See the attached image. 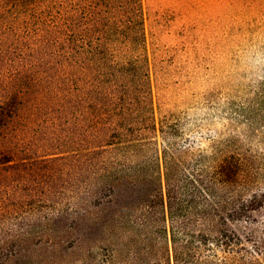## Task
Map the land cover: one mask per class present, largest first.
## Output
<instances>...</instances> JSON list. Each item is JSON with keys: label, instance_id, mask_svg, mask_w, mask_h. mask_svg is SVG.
I'll return each instance as SVG.
<instances>
[{"label": "trees", "instance_id": "16d2710c", "mask_svg": "<svg viewBox=\"0 0 264 264\" xmlns=\"http://www.w3.org/2000/svg\"><path fill=\"white\" fill-rule=\"evenodd\" d=\"M199 128L157 110L143 0H0V264H264V164Z\"/></svg>", "mask_w": 264, "mask_h": 264}, {"label": "rangeland", "instance_id": "374dc122", "mask_svg": "<svg viewBox=\"0 0 264 264\" xmlns=\"http://www.w3.org/2000/svg\"><path fill=\"white\" fill-rule=\"evenodd\" d=\"M143 12L158 112L235 136L264 164V0H143Z\"/></svg>", "mask_w": 264, "mask_h": 264}]
</instances>
